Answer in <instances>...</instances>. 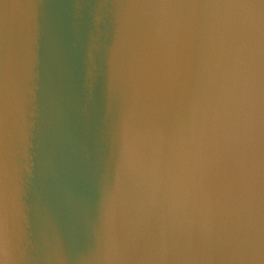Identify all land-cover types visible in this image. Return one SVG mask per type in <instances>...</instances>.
I'll use <instances>...</instances> for the list:
<instances>
[{
    "label": "clouds",
    "instance_id": "clouds-1",
    "mask_svg": "<svg viewBox=\"0 0 264 264\" xmlns=\"http://www.w3.org/2000/svg\"><path fill=\"white\" fill-rule=\"evenodd\" d=\"M0 264H264V0H0Z\"/></svg>",
    "mask_w": 264,
    "mask_h": 264
}]
</instances>
